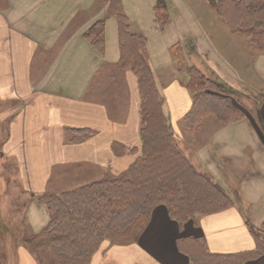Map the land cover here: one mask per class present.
Returning <instances> with one entry per match:
<instances>
[{"label":"crops","instance_id":"1","mask_svg":"<svg viewBox=\"0 0 264 264\" xmlns=\"http://www.w3.org/2000/svg\"><path fill=\"white\" fill-rule=\"evenodd\" d=\"M157 1L0 0V126L10 118L1 149L17 161L31 194V236L40 237L49 222L41 195L118 177L141 156V92L138 76L120 66V14L145 40L179 149L231 199L225 209L183 227L158 206L137 236L103 243L90 264H191L178 248L189 237L217 255L255 250L258 234L264 241V53L253 54L248 40L225 29L208 31L209 21L220 20L207 0H167L171 18L163 27ZM101 20L102 52L86 37ZM184 62L222 83L242 115L210 113L190 131L194 98ZM9 231L0 223V240ZM10 246L17 247L12 264H39L18 239ZM242 264H264V253Z\"/></svg>","mask_w":264,"mask_h":264},{"label":"trees","instance_id":"2","mask_svg":"<svg viewBox=\"0 0 264 264\" xmlns=\"http://www.w3.org/2000/svg\"><path fill=\"white\" fill-rule=\"evenodd\" d=\"M211 6L231 33L249 39L253 54L264 53V0H214ZM155 15L162 27L170 21L166 0L157 1ZM118 19L120 66L134 72L139 80L142 152L119 177L39 198L50 216L39 237L40 245L60 264H90L103 243L131 240L158 206H165L170 217L183 227L197 215L221 211L232 203L226 191L180 151L163 112L164 100L146 58L145 40L131 33L125 15ZM104 31L101 20L86 34L100 52ZM191 70L197 76L187 85L194 98L186 118L189 127L210 113L221 119L242 115L230 98L216 94L212 85V89L203 88L207 81L196 69ZM258 240L255 250L240 254H211L203 240L193 237L180 239L178 248L191 264H242L264 253L263 236L258 234Z\"/></svg>","mask_w":264,"mask_h":264},{"label":"rangeland","instance_id":"3","mask_svg":"<svg viewBox=\"0 0 264 264\" xmlns=\"http://www.w3.org/2000/svg\"><path fill=\"white\" fill-rule=\"evenodd\" d=\"M207 1L209 2L210 6L214 2V0H207ZM167 4H168V1H167ZM211 8H212V6H211ZM168 11H169V14L171 17L169 5H168ZM218 20H220V18H218ZM206 25H207L206 27H207L208 31H210L212 33L213 32L217 33L218 31H221L223 29H225L227 32H230L224 26V24L221 22V20L215 24H213V23L211 24V21H209V23H207ZM240 36H242L243 40L249 41V39H247L246 36H244V35H240ZM240 36L238 35L237 38L241 39ZM181 57H183V55L180 54L178 59H181ZM146 58H147V55H146ZM147 61H148V59H147ZM193 68L196 69L200 73V75L203 76L204 80L207 81L206 85L203 88L209 89L210 86L212 85L213 89H216V94H221L220 96L230 98L228 95L229 94L228 91L225 89L224 86H222V83L217 82L216 79L214 80L215 77L212 76V74H210V73L204 74L203 72H201L196 67H190L189 64L184 62L183 74H184V82H185L186 87L190 83V80L193 79L195 76H197L195 71L191 70ZM212 77H214V78H212ZM210 82H212V83H210ZM212 87L210 89H212ZM235 100L239 104H244L243 101H241L237 98ZM3 106L6 107L5 105H3ZM7 106L11 107L12 105L9 104ZM163 106H164V104H163ZM234 107H236L235 104H234ZM9 119L10 118L3 121V125L1 124V126H0V223H8L10 225V231L8 232L9 234L6 233V236L3 234V236L0 240V264H12L13 258L16 255V250H17V247L10 246L11 242L14 238L18 239L19 243L21 245L22 244L27 245L31 249V251L35 255L36 259L38 260L39 264H60L54 258L52 253L47 248H44L40 245L39 237H37L35 239L34 236H31L32 229L29 226L30 223H29V220H28V217L26 214L27 207L30 206V200H31L30 195L31 194H29L25 190L23 183L21 182L20 172H19L17 161H15L14 159L7 158V156H5V152L1 149V147H2L1 144L2 143L4 144V142H5L4 140L6 139V136H7L5 128H7V126H8L7 124L9 122L8 121ZM201 122H202V120H201ZM187 128L190 131H192V129H194V127H189V125L187 126ZM174 136H175V140L177 143L178 140L176 138V135L174 134ZM182 154L190 160V158L187 156L188 155L187 152H185V153L182 152ZM126 172H128V170ZM126 172H124L123 174H125ZM123 174H121V175H123ZM112 178L113 177H109L108 179H112ZM108 179H105V181ZM94 183H96V182H94ZM84 186H86V185H84ZM64 192H67V191H63L62 193H64ZM46 194L59 195L61 193L56 194L54 192H51V193H46ZM41 197H43V195H41ZM42 206L46 207L43 204H42ZM37 219H38V221L42 220V218H40V217H37ZM41 234H43V232ZM14 261H15V259H14ZM14 264H15V262H14Z\"/></svg>","mask_w":264,"mask_h":264}]
</instances>
